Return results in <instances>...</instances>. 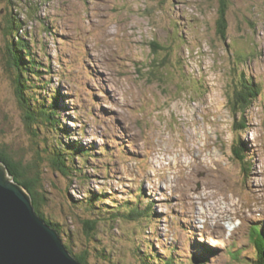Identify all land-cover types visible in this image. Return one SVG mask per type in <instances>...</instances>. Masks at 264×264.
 I'll use <instances>...</instances> for the list:
<instances>
[{
    "label": "rangeland",
    "instance_id": "obj_1",
    "mask_svg": "<svg viewBox=\"0 0 264 264\" xmlns=\"http://www.w3.org/2000/svg\"><path fill=\"white\" fill-rule=\"evenodd\" d=\"M225 3L222 37L221 0H0V152L23 148L22 162L35 158L7 65V42L21 35L35 39L32 52L49 67L42 78L59 88L69 140L93 150L82 181L50 169L45 158L37 165L42 210L77 246L86 216L69 201L98 191L106 209L136 196L152 205L135 244L124 237L134 224L99 225L114 264H137L147 240L160 253L173 247L174 260L185 264L193 255L241 264L232 258L234 240L242 258L253 253L249 232L264 222V0ZM9 13L22 22L17 32L4 31ZM239 88L250 93L243 114L230 103ZM237 138L252 157L245 181L233 153Z\"/></svg>",
    "mask_w": 264,
    "mask_h": 264
},
{
    "label": "trees",
    "instance_id": "obj_2",
    "mask_svg": "<svg viewBox=\"0 0 264 264\" xmlns=\"http://www.w3.org/2000/svg\"><path fill=\"white\" fill-rule=\"evenodd\" d=\"M221 1L222 7L220 9V18L218 21V32L224 37L226 36V0ZM7 16L8 17L5 19L4 31L7 30V32H11V30L16 29L17 32L22 22L12 17L11 13ZM13 37L14 35L12 36V41L7 42V65L11 71L15 95L22 112L23 125L33 138V141L31 140V147H33L31 153L33 156V153H35L36 159L34 158L31 162L30 160L22 162V160L26 161L23 148L16 151H7L3 149L5 152H0V163L6 167L8 175L15 182H18L20 187L29 195L37 215H39L45 223L49 224L51 228L57 231L68 251L78 262L81 264H90V258H101L104 263L114 264L110 258V252L113 251V246L104 248V246L100 244V241H103V239L99 235L101 230L99 225L107 223L110 226V230H113L119 228V222L122 223V221L131 223L132 225L134 224L130 232L124 234V237L126 242L135 244L137 234L141 236V231H145V229H143L144 222L152 219V205L148 201L144 203V197L141 199L136 196L134 200L130 198L120 202L115 200V206L113 205L111 208L107 207L108 209H106V206L100 207L98 205L103 201L101 200L103 195L99 197L98 191L91 192V196L87 197L86 200L82 199L79 201L71 199L69 205L73 208L79 207V210H82L86 216L82 221L83 241L79 243V246L72 240L74 234L69 231V234L66 235L64 229L61 228V224L49 214H45L42 210L44 205L42 202L45 203L46 196L42 192V190H44V184L39 177L40 171L38 173L37 167V165H39L38 160L45 158L50 169L70 180L75 177L82 181L84 176L82 163L87 164L88 159L94 156V154L91 148L83 147L80 141L75 142L69 140L72 133H69L70 127L64 125L62 122L64 115L62 114V107L59 108L58 104L60 97L59 88L53 87V85H50L49 80H43L42 78L43 74L49 73V67L44 66V64L38 60L35 53L32 52V44L33 41L35 42V39H33V41L30 38L27 40L21 35H17L15 38ZM38 49L41 50L42 48L39 47ZM42 52L44 53L43 49ZM42 69L45 70L43 71ZM89 72L94 74L92 69H88V74L91 75ZM254 84L256 90L252 92L257 96L259 94V83L254 82ZM249 97L250 93L242 88L234 91V94L230 97V103L235 113H237V111L242 112L241 114L245 112L247 106L251 103ZM61 98L60 103H62ZM239 118L240 119L235 122V127L237 129H242L244 127L243 123L245 122V117L241 115ZM236 140L233 153L235 158L240 162L243 174H245V181L253 166L252 157L250 156L247 146L241 142L239 138ZM12 154H14L17 159L12 156ZM76 158L80 162V165L75 161ZM136 199L138 200L135 201ZM141 200L142 203L138 204ZM106 215H108L109 218H106ZM251 229L249 238L253 247V253L250 256L243 257L245 258V260H243L241 257L242 254H239L240 251H234V249L237 248L234 240L231 244L233 248L231 251L233 255L232 258L237 261L239 257L237 262L241 264H264V222L256 223ZM102 231L105 230L102 228ZM107 237L109 239V236ZM110 237L112 238V240L110 239L112 242H116L118 238V236L114 234ZM139 241L140 243L138 246L136 245V252L140 249L141 242L145 243V240L140 239ZM146 244L148 245L145 251L141 253V256L140 254L138 255L139 259L137 260V264H185L180 262V259L174 260L172 253L175 249L173 247H171L168 250L169 253L166 254L160 253L156 247H150L149 240H147ZM232 258L230 257V260H232ZM192 259L194 260L193 264H205L206 261L204 258L199 259L195 255H193Z\"/></svg>",
    "mask_w": 264,
    "mask_h": 264
},
{
    "label": "water",
    "instance_id": "obj_3",
    "mask_svg": "<svg viewBox=\"0 0 264 264\" xmlns=\"http://www.w3.org/2000/svg\"><path fill=\"white\" fill-rule=\"evenodd\" d=\"M0 264H81L1 163Z\"/></svg>",
    "mask_w": 264,
    "mask_h": 264
},
{
    "label": "bare ground",
    "instance_id": "obj_4",
    "mask_svg": "<svg viewBox=\"0 0 264 264\" xmlns=\"http://www.w3.org/2000/svg\"><path fill=\"white\" fill-rule=\"evenodd\" d=\"M86 55V54H85ZM87 57V56H86ZM86 61V60H85ZM93 63V62H92ZM92 65V64H91ZM88 67H86L85 68V71H86V73H87V71H88V69H87ZM92 69V68H91ZM96 69V68H95ZM92 72L95 74V72L92 70ZM97 77V76H96ZM102 77V76H101ZM107 95V94H106ZM88 147V146H87ZM248 162V161H247ZM249 166V165H248ZM248 169H250V168H248ZM163 188V187H162ZM184 189V188H183ZM190 196V195H189ZM190 198V197H189ZM261 214V213H260ZM258 216V215H257ZM185 229V228H184ZM192 231V230H191ZM182 232V231H181ZM207 232V231H206ZM193 233V232H192ZM249 233H251V232H249ZM207 235V234H206ZM259 236H261V235H259ZM189 238V237H188ZM263 239V238H262ZM259 242V241H258ZM205 243V242H204ZM174 245V244H173ZM182 245V244H181ZM187 245V244H186ZM211 246V245H210ZM258 246H260V245H258ZM207 249V248H206ZM259 249V248H258ZM264 250V249H263ZM263 250H261V251H263ZM236 251V250H235ZM238 251V250H237ZM241 251V250H240ZM258 252H259V250H258ZM207 254V253H206ZM239 254H241L240 252H239ZM233 256V255H232ZM236 256V255H235ZM234 256V257H235ZM255 257V256H254ZM256 258V257H255ZM234 259V258H233ZM238 259H239V257H238ZM238 259H237V261H238ZM206 260V259H205ZM194 261V260H193ZM188 263V262H187ZM192 263V262H191Z\"/></svg>",
    "mask_w": 264,
    "mask_h": 264
},
{
    "label": "clouds",
    "instance_id": "obj_5",
    "mask_svg": "<svg viewBox=\"0 0 264 264\" xmlns=\"http://www.w3.org/2000/svg\"><path fill=\"white\" fill-rule=\"evenodd\" d=\"M64 243V242H63ZM67 248V247H66ZM70 253V252H69ZM71 254V253H70ZM73 256V255H72ZM76 259V258H75Z\"/></svg>",
    "mask_w": 264,
    "mask_h": 264
}]
</instances>
